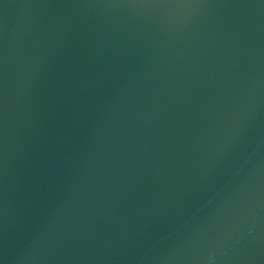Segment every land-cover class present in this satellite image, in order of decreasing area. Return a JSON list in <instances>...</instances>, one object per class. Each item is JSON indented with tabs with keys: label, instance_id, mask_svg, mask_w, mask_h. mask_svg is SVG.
<instances>
[{
	"label": "water",
	"instance_id": "water-1",
	"mask_svg": "<svg viewBox=\"0 0 264 264\" xmlns=\"http://www.w3.org/2000/svg\"><path fill=\"white\" fill-rule=\"evenodd\" d=\"M0 264H264V0H0Z\"/></svg>",
	"mask_w": 264,
	"mask_h": 264
}]
</instances>
